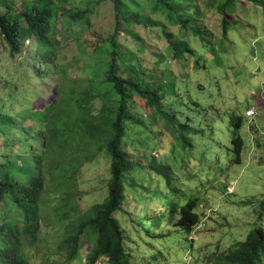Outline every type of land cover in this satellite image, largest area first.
Instances as JSON below:
<instances>
[{
	"label": "rangeland",
	"instance_id": "rangeland-1",
	"mask_svg": "<svg viewBox=\"0 0 264 264\" xmlns=\"http://www.w3.org/2000/svg\"><path fill=\"white\" fill-rule=\"evenodd\" d=\"M33 1L0 0V15L18 17ZM187 1L189 12L197 13L189 24L201 35L154 12L150 0H127L124 16L133 14L138 20L120 18L118 75L157 89L164 112L173 117V123L164 120L137 98L127 106L131 120L123 147L136 167L124 177L126 198L115 219L131 264H218L254 227L264 228V10L246 0H234L232 13L220 11L225 0ZM88 6L92 12L86 25L68 22L69 13ZM114 22L111 0H70L52 29L60 44L55 63L78 79L101 74L109 48L93 51L110 37ZM163 30L190 52L174 57L177 50ZM26 35L21 29L20 51L13 56L0 35V174L4 170L22 179L27 176L14 172L10 163L19 166L24 156L39 151L41 123L33 121L35 112L57 99L58 86V75L47 74L35 58V38ZM95 60L99 64L93 70ZM101 104L95 101L96 109ZM251 108L257 113L252 118ZM233 118L240 119L236 137ZM179 126L186 142L179 139ZM238 138L240 149L234 143ZM158 167L170 170L159 172ZM109 178V158L102 150L73 181L75 199L64 220L57 216L63 211L60 194L47 188L37 209V236L23 238L30 264H84L92 251L90 240L81 238L80 257L72 262L59 245L94 205L104 202ZM193 200L200 224L188 233L176 223L181 209ZM10 204H0V225L20 228V210ZM173 207L175 216L170 214Z\"/></svg>",
	"mask_w": 264,
	"mask_h": 264
},
{
	"label": "trees",
	"instance_id": "trees-1",
	"mask_svg": "<svg viewBox=\"0 0 264 264\" xmlns=\"http://www.w3.org/2000/svg\"><path fill=\"white\" fill-rule=\"evenodd\" d=\"M260 6L264 10V0H246ZM70 0H34L27 5L20 16L0 15V35L6 41L10 55L18 54L21 46L20 31L25 28L27 35L36 41L35 58L41 61V66L48 70L47 74L58 75L56 89L57 99L38 110L36 123H41L37 135L39 151L36 154L24 156L22 163L12 165L14 172L19 171L25 178L11 177L3 170L0 174V204L7 203L18 208L22 215V227L15 224L0 225V264H30L24 256L23 238L33 240L39 230L38 205L42 201L47 188L58 193L63 200V211L57 216L64 220L71 200L75 199L72 189L73 181L81 167L92 162L100 151L109 158L108 195L104 202L94 205L84 215L77 226L72 227L62 240L59 247L72 262L80 257V240L84 237L92 242V251L84 264H97L100 259H106L107 264H131L126 252L124 233L115 219V214L121 211L126 198L124 177L135 170L136 163L130 159L124 150L128 103L134 99L145 101L146 107L172 122L173 117L164 112L161 93L157 89L143 87L137 80L123 79L118 75V45L117 39L121 28V19L134 21L137 16H124L128 12L127 0H111L114 9V28L107 40H102L93 52L109 48L105 54V65L102 73L91 74L87 79L71 77L68 69L55 63L59 54V41L53 35L54 21L65 4ZM187 0H150L154 12H161L167 20L188 29L193 35H201L189 24L197 17L191 14L186 6ZM235 1L225 0L220 11L234 12ZM92 8L72 11L68 14L69 23H88V14ZM138 20V19H137ZM224 36L228 25L224 23ZM169 45L177 50L174 57H180L183 52H190L181 43L171 40V36L163 30ZM24 39V38H23ZM182 47V49H181ZM81 58V57H80ZM99 60L90 66L98 67ZM95 101L102 104L99 109ZM173 123V122H172ZM233 134L235 137L240 129V119L233 118ZM179 139L186 142L182 126L178 127ZM240 149L241 140H234ZM12 161V160H9ZM154 169L157 167L153 166ZM168 171L170 168L158 167V171ZM168 176V175H166ZM171 177H169V183ZM10 204V206H11ZM11 206V207H12ZM264 217V200L260 204ZM33 207V213L29 212ZM197 200H193L181 209L177 227L191 233L200 224V215L195 212ZM177 209L172 208L170 214L175 216ZM218 264H264V228L254 227L243 242L237 243L218 259Z\"/></svg>",
	"mask_w": 264,
	"mask_h": 264
},
{
	"label": "clouds",
	"instance_id": "clouds-1",
	"mask_svg": "<svg viewBox=\"0 0 264 264\" xmlns=\"http://www.w3.org/2000/svg\"><path fill=\"white\" fill-rule=\"evenodd\" d=\"M251 110H253V111L255 112V114H253V115H251V116H250V115H248L250 118H252V117L256 116V114H257V113H256V110H255L254 108H251V109L248 111V113H249Z\"/></svg>",
	"mask_w": 264,
	"mask_h": 264
},
{
	"label": "built area",
	"instance_id": "built-area-1",
	"mask_svg": "<svg viewBox=\"0 0 264 264\" xmlns=\"http://www.w3.org/2000/svg\"><path fill=\"white\" fill-rule=\"evenodd\" d=\"M253 114H255V112L253 111V110H251L249 113H248V115H253Z\"/></svg>",
	"mask_w": 264,
	"mask_h": 264
}]
</instances>
